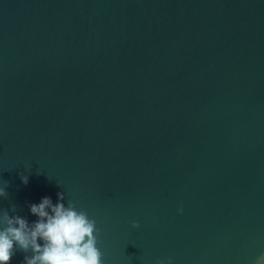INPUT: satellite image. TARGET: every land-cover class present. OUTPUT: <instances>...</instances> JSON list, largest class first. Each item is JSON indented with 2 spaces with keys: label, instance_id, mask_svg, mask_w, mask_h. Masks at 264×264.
<instances>
[{
  "label": "water",
  "instance_id": "95a60500",
  "mask_svg": "<svg viewBox=\"0 0 264 264\" xmlns=\"http://www.w3.org/2000/svg\"><path fill=\"white\" fill-rule=\"evenodd\" d=\"M0 188L64 193L103 264H256L264 0H0Z\"/></svg>",
  "mask_w": 264,
  "mask_h": 264
},
{
  "label": "clouds",
  "instance_id": "9594fccd",
  "mask_svg": "<svg viewBox=\"0 0 264 264\" xmlns=\"http://www.w3.org/2000/svg\"><path fill=\"white\" fill-rule=\"evenodd\" d=\"M21 179L28 183L27 176L21 174ZM7 195L5 188H0V197ZM57 195L60 202L56 204L50 197H44L39 204L30 205L31 213L38 217L31 224L19 215L0 211V264H11L17 248L31 253L25 255L24 264H103L96 220L90 219L87 212L78 211L72 202L65 206L64 193ZM178 211L183 212V208ZM132 227L138 229L139 222L133 221ZM157 264L165 261L157 260ZM167 264H172L171 258ZM256 264H264V254L257 258Z\"/></svg>",
  "mask_w": 264,
  "mask_h": 264
}]
</instances>
